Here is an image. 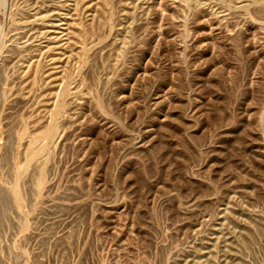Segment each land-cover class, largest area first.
<instances>
[{"label": "rangeland", "instance_id": "374dc122", "mask_svg": "<svg viewBox=\"0 0 264 264\" xmlns=\"http://www.w3.org/2000/svg\"><path fill=\"white\" fill-rule=\"evenodd\" d=\"M0 3V264H264V0Z\"/></svg>", "mask_w": 264, "mask_h": 264}, {"label": "bare ground", "instance_id": "6f19581e", "mask_svg": "<svg viewBox=\"0 0 264 264\" xmlns=\"http://www.w3.org/2000/svg\"><path fill=\"white\" fill-rule=\"evenodd\" d=\"M0 7H1L2 9H6V5H5V3H0ZM4 11H5V10H4ZM42 185H43L42 180H40V182H39V187L42 186Z\"/></svg>", "mask_w": 264, "mask_h": 264}]
</instances>
